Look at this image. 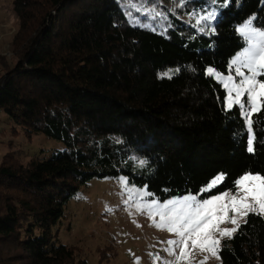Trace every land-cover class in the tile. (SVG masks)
<instances>
[{
    "label": "trees",
    "instance_id": "16d2710c",
    "mask_svg": "<svg viewBox=\"0 0 264 264\" xmlns=\"http://www.w3.org/2000/svg\"><path fill=\"white\" fill-rule=\"evenodd\" d=\"M129 1L12 0L16 62L0 58V110L65 148L26 163L14 151L0 156V264H88L53 226L94 178L125 176L163 201L201 193L218 174L226 179L214 192L264 175V112L253 116L250 153L240 109L225 108L224 88L206 73L226 72L245 45L239 24L255 17L264 29V0H216L210 34L181 21L182 0L144 8L143 18L161 14L160 31L135 24ZM168 67L170 78L160 76ZM218 254L219 264H264V215L250 213Z\"/></svg>",
    "mask_w": 264,
    "mask_h": 264
},
{
    "label": "rangeland",
    "instance_id": "374dc122",
    "mask_svg": "<svg viewBox=\"0 0 264 264\" xmlns=\"http://www.w3.org/2000/svg\"><path fill=\"white\" fill-rule=\"evenodd\" d=\"M185 1L190 2L187 4ZM149 3L150 0L129 1L127 4L128 15L135 24L160 31L164 29L160 21V13L143 18L144 8ZM178 6L184 10L177 13L183 23L191 25L197 32L212 33L211 28L214 20L202 21L200 17L211 12H215L217 16L220 5L216 0L215 3L212 0H182ZM243 23L239 24L237 29ZM253 27L257 26L253 23ZM17 28L18 18L14 12L12 0H0V58L5 59L6 65L9 64V66H13L16 62L11 41ZM260 29L264 30L263 28ZM238 34L240 35L239 32ZM247 46L245 41V45L229 58L226 72L207 66L206 73L207 69L211 67L221 75L227 76L230 72L231 60ZM4 71L0 63V76L4 74ZM173 72V67H168L163 69L159 75L165 76L164 73H168L170 76ZM211 77L224 88L223 83L216 76ZM259 79L264 81L261 77ZM224 90L226 97L227 91L225 88ZM240 113L244 118L241 111ZM0 120V156L7 151H14L15 158L26 163L34 154L47 157L52 152L65 148V144L61 140L48 138L43 134L28 135L25 127L8 119L3 110H0ZM245 124L247 128L246 121ZM124 179L127 180L125 176L94 178L81 186L75 196L65 205L62 217L53 226L57 242L81 249V255L88 264H163L165 260L173 261L176 264L175 257L169 256L164 249L169 247L166 243L169 239L177 237L166 230L156 228L154 221L159 223V217L155 216L150 219L146 213L138 212L135 207V200L126 203L128 193L121 183ZM129 187L146 190L147 198L151 200L145 186L139 187L129 183ZM189 194L200 195V192L184 195ZM184 195L172 196L168 199L180 198ZM168 199L160 202H166ZM243 221L244 219H240L239 225ZM222 227L234 226L225 224ZM225 238L228 237L222 238L221 242ZM98 249H105L107 254V256H103L105 258L101 262ZM205 255H209L207 264H219V258L211 257L207 253L198 252L195 257H189V260L192 261V264H198Z\"/></svg>",
    "mask_w": 264,
    "mask_h": 264
},
{
    "label": "snow or ice",
    "instance_id": "6c2138e0",
    "mask_svg": "<svg viewBox=\"0 0 264 264\" xmlns=\"http://www.w3.org/2000/svg\"><path fill=\"white\" fill-rule=\"evenodd\" d=\"M212 2L215 3V0ZM227 4L228 0H225L224 6ZM215 18L216 13L211 12L200 17V20ZM254 19L255 17L249 18L237 29L248 46L231 60L229 74L223 76L211 67L207 69V74L216 76L227 91L225 108L231 110L238 107L242 112L249 133L247 151L250 153L255 151L253 116L264 112V81L259 79L264 76V30L253 27ZM211 31L214 33L215 29L211 28ZM164 75L169 76L168 73ZM144 163L145 161H140L141 166ZM225 179L223 174H218L202 188L200 195H184L168 199L166 202L149 200L146 190L129 187V181L126 179L121 183L128 193L126 203L135 200L138 212L146 213L150 219L159 217V223L154 221L156 228L166 230L177 237L166 242L169 247L164 251L175 257L176 264H192L189 257H195L198 252L210 254L218 259L221 239L231 238L238 230L240 219L246 222L250 213L264 215V175L245 173L234 181L235 191L214 192L220 189ZM209 192L213 194L201 198L204 193ZM225 224L234 227H222ZM208 259L209 255H205L198 264H207ZM163 264L174 262L165 260Z\"/></svg>",
    "mask_w": 264,
    "mask_h": 264
}]
</instances>
